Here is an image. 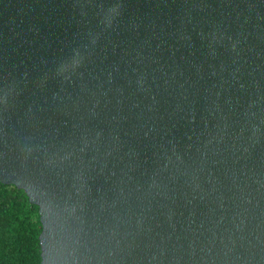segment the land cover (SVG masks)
<instances>
[{
    "label": "water",
    "instance_id": "1",
    "mask_svg": "<svg viewBox=\"0 0 264 264\" xmlns=\"http://www.w3.org/2000/svg\"><path fill=\"white\" fill-rule=\"evenodd\" d=\"M0 181L42 264H264V0H0Z\"/></svg>",
    "mask_w": 264,
    "mask_h": 264
},
{
    "label": "rangeland",
    "instance_id": "2",
    "mask_svg": "<svg viewBox=\"0 0 264 264\" xmlns=\"http://www.w3.org/2000/svg\"><path fill=\"white\" fill-rule=\"evenodd\" d=\"M17 200L21 199L15 195L12 189L0 185V234L7 239L11 246L13 245L9 249L13 255H10L6 264H28L32 260L30 234L27 233L31 231V226L26 230L20 226L19 216L23 220L25 211L17 206ZM23 226L28 225L24 223Z\"/></svg>",
    "mask_w": 264,
    "mask_h": 264
},
{
    "label": "trees",
    "instance_id": "3",
    "mask_svg": "<svg viewBox=\"0 0 264 264\" xmlns=\"http://www.w3.org/2000/svg\"><path fill=\"white\" fill-rule=\"evenodd\" d=\"M0 185L4 188L9 187L10 189H12L15 192V195H18L21 199L19 201L17 200V206H19L23 211H25V214L23 215V220H21L19 216L20 226L25 230L29 228V226H31V231H26L30 234V254L32 257V260L28 264H42L41 244L39 238L40 233L42 231V223L40 219L39 206L35 203H32L27 193L23 189L18 188L16 185L6 184L1 181ZM24 223H26L28 226L24 227ZM10 247L12 248L13 245L11 246L7 239L0 234V264H6L9 257L13 255H11V252L9 251Z\"/></svg>",
    "mask_w": 264,
    "mask_h": 264
}]
</instances>
